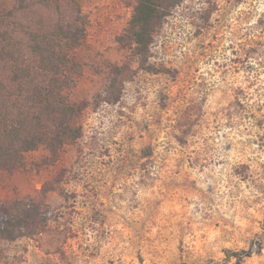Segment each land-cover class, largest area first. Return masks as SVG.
Returning <instances> with one entry per match:
<instances>
[{"label":"rangeland","instance_id":"obj_1","mask_svg":"<svg viewBox=\"0 0 264 264\" xmlns=\"http://www.w3.org/2000/svg\"><path fill=\"white\" fill-rule=\"evenodd\" d=\"M80 2L82 135L0 180V203L45 217L0 238V264H264V0H184L155 35L153 72L126 39L135 0ZM123 65L134 77L103 102Z\"/></svg>","mask_w":264,"mask_h":264},{"label":"trees","instance_id":"obj_2","mask_svg":"<svg viewBox=\"0 0 264 264\" xmlns=\"http://www.w3.org/2000/svg\"><path fill=\"white\" fill-rule=\"evenodd\" d=\"M13 2L0 7V180L24 168L28 153L47 146L57 155L82 135L77 119L83 107L71 99L84 73L79 50L89 26L80 0ZM135 2L126 39L134 46L139 68L153 72L155 35L184 0ZM134 75L129 65L114 66L102 101L119 103ZM44 220L38 206L0 203V238L14 242L35 235Z\"/></svg>","mask_w":264,"mask_h":264}]
</instances>
